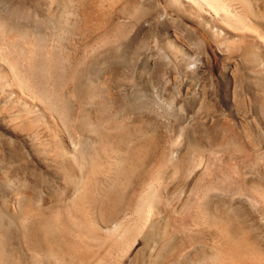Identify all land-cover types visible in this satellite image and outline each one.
<instances>
[{
  "label": "rangeland",
  "instance_id": "obj_1",
  "mask_svg": "<svg viewBox=\"0 0 264 264\" xmlns=\"http://www.w3.org/2000/svg\"><path fill=\"white\" fill-rule=\"evenodd\" d=\"M197 1L0 0V264L41 262L23 236L43 211L65 259L96 249L133 264L142 239L125 256L93 247L94 210H67L84 183L111 179L135 198L147 180L151 260L191 243L210 252L197 264H230L234 243L264 264V49L238 39L251 25L264 44V0Z\"/></svg>",
  "mask_w": 264,
  "mask_h": 264
},
{
  "label": "bare ground",
  "instance_id": "obj_2",
  "mask_svg": "<svg viewBox=\"0 0 264 264\" xmlns=\"http://www.w3.org/2000/svg\"><path fill=\"white\" fill-rule=\"evenodd\" d=\"M181 1L188 4V5H189V3H191V0H181ZM193 1H197V0H193ZM197 2L202 6L203 2H205V1L204 0H198ZM205 4L206 3H204V5ZM195 6H197V5H195ZM203 7H205V6H203ZM188 8L192 9V6L190 5V7H188ZM199 8H202V7H199ZM203 10H204V8H203ZM203 10H201V11H203ZM201 11H199V12H201ZM201 14H202V12H201ZM253 20H254L255 25H258L264 29L263 15L261 16L260 13L253 12ZM250 26L246 27L244 34L241 37L238 38L236 36L239 39V42L243 46H246V47L253 46V47H256L258 50L264 49V44L261 42V40L258 39V41H257L254 37H252L250 35L251 34L250 30L252 28V26L251 27ZM261 51H263V50H261ZM247 55H248V53H247ZM20 103L23 106L28 105L27 100H25L24 98L21 99ZM30 107H31L30 109H32L34 111H38L41 114V116L47 121V123L51 127L55 128L53 120L51 119V117L46 113V111L42 107H40L39 105H31ZM69 155H71V154H68V152H67V154H65L66 157H68ZM146 156H148V155H146ZM143 160H144L143 161V163H144L143 164V166H144L143 177L145 176L144 177V179H145L148 176V174H145V173H148L149 159H148V157H146ZM115 161H116L115 162V167H116L115 175H116V174H118V171H120V167H119L120 165L119 164L122 161L119 158H118V160H115ZM124 163H126V162H124ZM57 169H58V172L60 171L64 174L69 173V172L73 174V172H74V167L71 165V163L69 161H67V159H62L61 162L58 164ZM50 177H52V176H50ZM139 181H140V179H139ZM146 181L147 180L142 181L141 186H142V191L147 193V194H144V195L140 194V196H138L136 198L134 197V194L132 195L134 190L132 192H129L126 194L121 193L119 191V187L116 184L115 179H111V180L106 181L105 183H103L104 185H98V184L89 185V183H84L78 189L79 190V196H80L78 199L74 198L75 201H72L73 198L70 195V197L72 198V200H71L72 202L67 207V210L74 209L75 211H79L78 214H80V212L84 213L85 211L86 212L90 211L89 213H91V211L94 210L95 215H92V217H91V218H93L92 219L93 223L88 229V234L90 235V238L93 241L97 242L96 245H93V247L95 246V247L101 249V247L103 246L102 244H105L104 246L110 245L109 249L107 247L108 250H105V251H109V252L110 251L112 252L113 248L120 247L122 255L125 256L127 254V252L131 249V247L136 243V241L138 239H142L144 241V247L137 252V254L134 258L135 262L133 264H137L138 261H139L138 264H197V261H198L200 255H201V257L204 256L203 258H207L209 256L208 253H210V252L205 253L206 251L200 250V251H202V253H201L199 251V249L194 248V246H193V250L190 251L189 249H191L193 244L184 243L182 246H180L179 249H177V251H175L176 256H174L175 253L173 255L171 253H170V255H168V257L166 258L167 259L166 262H161V260L159 258V257H162L161 255H162V253H164L163 251L166 250V246H164V248L162 247L161 251H159V253H157V257L155 259L151 260L152 254L149 251V247H150V243H152V241L154 240V237L152 234V232L154 230V226L151 222L148 223V221H150L151 219L148 220V218H146V216H145L146 220H144L143 223L141 222V219H140L141 217L143 218V216H144L145 207H147L149 213L150 212L152 213V211H150V209H149V208H151V201H150L149 193L147 192L148 190H146V188H147V184H145ZM145 186H146V188H145ZM143 188L145 190H143ZM82 193H83V195H82ZM135 194H136V192H135ZM77 195H78V193H77ZM77 195H75L74 197H76ZM84 204H86V205H84ZM53 207H55V206H53ZM58 208L60 209V207H58ZM29 210L30 209H28V211ZM54 212L55 211H53L52 213L55 214ZM60 212H61V210H60ZM43 213L44 214L39 216V219H38L39 223L37 225L33 224V225L29 226V230H28L27 235L23 236L24 237L23 241L26 243V245L29 247V249L34 250L38 253H41L43 256V259L41 260L40 263L37 261H33L34 262L33 264H101L102 263V260L104 259V254H102V253L99 254L100 250H99V252H97L95 248H94L95 250L93 248H92V250H94L96 252H94V251L88 252L89 249H87V253H85V254H81L82 251L79 252V250H77L76 248H71V251H73L74 254H73V252L70 254H73V257L68 256V258L65 259V256L63 255V253H60V246L59 245L63 241H61V243H59V238H57L58 234H57V230H56V220H54L52 218L53 216H51V214L48 216H44L46 211H43ZM89 213H86V214H89ZM157 213H158V211H157ZM57 215L59 217V214H57ZM153 215H156V213ZM134 216H135V218H134ZM57 222L59 223V220H57ZM50 230H53V231L55 230L54 231L55 233L50 232ZM227 234H228V232H227ZM60 236L62 237V235H60ZM60 236H58V237H60ZM235 236H237V235H235ZM50 239L53 242L52 247L49 244ZM106 242H108L107 245H106ZM185 242H186V240H185ZM85 244H86V242H85ZM233 244L230 247L228 246L229 248L226 246L227 250H226V252H224L225 254H227V256H229L228 263H230V264H243L242 262H240V257H242V258L245 257V258L250 260L251 264H258V262L256 263V261H255V259L257 257L255 258V254L253 253V251L252 252L249 251V248H247L248 246L245 248H241L239 246L240 244L236 245V246ZM248 244H246V245H248ZM243 245H245V244H243ZM71 247H74V246H71ZM91 247H92V245H91ZM85 248H86V246H85ZM29 249H28V251H29ZM150 249H151V247H150ZM187 249L189 251H187ZM63 250H65V249L63 248L62 251ZM77 251L81 255H78L79 253H76ZM109 252H107V253L109 254ZM199 253H201V254H199ZM207 260H208V258H207ZM51 262H54V263H51ZM104 263H106V262L104 261L102 264H104Z\"/></svg>",
  "mask_w": 264,
  "mask_h": 264
}]
</instances>
